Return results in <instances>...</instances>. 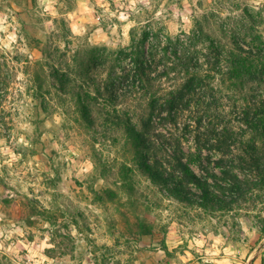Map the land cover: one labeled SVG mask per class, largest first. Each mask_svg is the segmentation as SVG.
<instances>
[{
  "label": "rangeland",
  "instance_id": "rangeland-1",
  "mask_svg": "<svg viewBox=\"0 0 264 264\" xmlns=\"http://www.w3.org/2000/svg\"><path fill=\"white\" fill-rule=\"evenodd\" d=\"M148 28L264 43V0H0V264H264V195L179 202L97 95Z\"/></svg>",
  "mask_w": 264,
  "mask_h": 264
},
{
  "label": "trees",
  "instance_id": "trees-1",
  "mask_svg": "<svg viewBox=\"0 0 264 264\" xmlns=\"http://www.w3.org/2000/svg\"><path fill=\"white\" fill-rule=\"evenodd\" d=\"M230 40L134 30L96 91L114 114L125 106L110 120L124 125L151 180L211 212L264 195V43Z\"/></svg>",
  "mask_w": 264,
  "mask_h": 264
}]
</instances>
